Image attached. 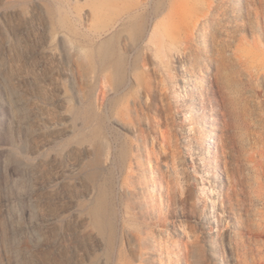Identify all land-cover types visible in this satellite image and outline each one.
I'll use <instances>...</instances> for the list:
<instances>
[{"label": "rangeland", "instance_id": "obj_1", "mask_svg": "<svg viewBox=\"0 0 264 264\" xmlns=\"http://www.w3.org/2000/svg\"><path fill=\"white\" fill-rule=\"evenodd\" d=\"M263 14L0 0V264H264ZM202 18L184 50L175 31ZM220 49L202 82L209 157L184 86L189 58Z\"/></svg>", "mask_w": 264, "mask_h": 264}, {"label": "bare ground", "instance_id": "obj_2", "mask_svg": "<svg viewBox=\"0 0 264 264\" xmlns=\"http://www.w3.org/2000/svg\"><path fill=\"white\" fill-rule=\"evenodd\" d=\"M198 10H200V9H198ZM209 10H206V11H209ZM206 18H204V19L206 20ZM263 19H264V16H263ZM210 22H211V20H210ZM198 23L199 22H197V24ZM197 24H195L194 31L193 30H191V31H189V30L188 31H184L182 29H177L175 31L176 37H178L180 39V42L182 43V46H184V50H187L191 46L190 43H192V41H194L195 38L197 39L198 38V35L205 34L206 33V31L204 29H207L209 27V18H208V20L205 21L204 28H200L199 26H197ZM202 26H203V24H202ZM183 31L185 32L184 34H182ZM208 33H210V31H208ZM195 35H197V37ZM209 36H211V35H209ZM202 39H204V38H202ZM189 44H190V46H189ZM190 52H192V51L190 50ZM183 53H184V51H183ZM180 54H181V52H180ZM199 54L196 55V56L194 55L195 57L193 56V58H189L188 66H187L188 71H186L187 72V75H188V78H186L184 89L188 92V95L190 94L189 95L190 98L187 100L188 101V104L190 105L189 106L190 107L189 112L195 118V124L194 125H195V128L198 129L199 135H201V137L203 139V144H204V146L206 148V153H207V155L209 157L210 156L211 157L212 156L214 157L215 153L218 152V151L216 152V148H217L216 147V144H217V140H216L217 133H216V131L218 130L219 126H218L216 117L212 116V114L208 117V114H207V111H206V108H205L207 106V105H205L207 101H206V99L204 98V95H203V91H202V86L203 85H202V82L204 81V77L206 75L205 72L209 73L211 71V69H212V66H214V65H217V66L220 67V70H219V68H218V70L216 68V70L221 73V67H222L221 64L225 65L224 63H225V60H226V53L222 49L218 50V53H217V56L215 57V59H211V62H209V63H207V61H206V58L208 56L207 57H203V56H200ZM245 57L247 58V55ZM227 60H228V58H227ZM196 73H199L197 79L195 78V76H196L195 74ZM224 85H225V83H224ZM261 156L263 157V155H261ZM263 159H264V157H263ZM213 162H215V161H213ZM214 166L217 167V165H214ZM215 170H216L215 172H217V173H220L221 172L220 169H219V166ZM218 177H220V176L218 175ZM166 193H168V192H166Z\"/></svg>", "mask_w": 264, "mask_h": 264}]
</instances>
